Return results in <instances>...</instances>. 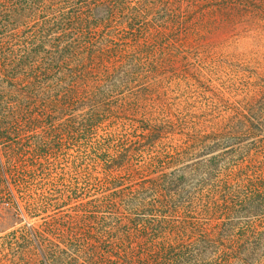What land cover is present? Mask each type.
<instances>
[{
  "label": "trees",
  "instance_id": "1",
  "mask_svg": "<svg viewBox=\"0 0 264 264\" xmlns=\"http://www.w3.org/2000/svg\"><path fill=\"white\" fill-rule=\"evenodd\" d=\"M0 177V264H264V0H0Z\"/></svg>",
  "mask_w": 264,
  "mask_h": 264
},
{
  "label": "rangeland",
  "instance_id": "2",
  "mask_svg": "<svg viewBox=\"0 0 264 264\" xmlns=\"http://www.w3.org/2000/svg\"><path fill=\"white\" fill-rule=\"evenodd\" d=\"M4 160H6L5 157ZM5 185V182L1 184L0 177V193ZM16 213L17 211L15 210L12 203L8 205L6 200H0V237H3L8 232L14 228H18L21 225L19 216ZM2 253L3 250L1 249L0 245V257Z\"/></svg>",
  "mask_w": 264,
  "mask_h": 264
}]
</instances>
